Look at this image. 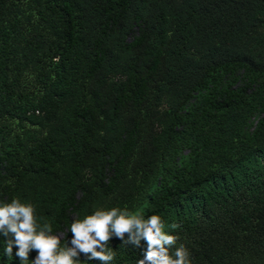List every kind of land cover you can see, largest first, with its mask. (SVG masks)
I'll use <instances>...</instances> for the list:
<instances>
[{
  "label": "trees",
  "instance_id": "1",
  "mask_svg": "<svg viewBox=\"0 0 264 264\" xmlns=\"http://www.w3.org/2000/svg\"><path fill=\"white\" fill-rule=\"evenodd\" d=\"M13 199L62 247L75 220L118 208L160 216L191 264H264V0H0ZM9 239L0 264H23ZM147 247L113 236L111 264Z\"/></svg>",
  "mask_w": 264,
  "mask_h": 264
},
{
  "label": "clouds",
  "instance_id": "2",
  "mask_svg": "<svg viewBox=\"0 0 264 264\" xmlns=\"http://www.w3.org/2000/svg\"><path fill=\"white\" fill-rule=\"evenodd\" d=\"M70 231L71 246L67 243L62 247L60 237L52 234L51 225L38 224L31 204L22 203L19 199L0 204V233L14 236V239L6 241L4 252L12 257L15 244L18 248L16 256L23 264H28L32 250L38 253L33 264H77L81 254L88 261L111 264L115 253L109 250L108 244L113 236L125 245L139 247L141 239L147 242L144 257L137 264H191L190 254L182 245L175 249L174 254H169L177 237L164 231L158 215L145 218L118 208L98 209L82 220H75Z\"/></svg>",
  "mask_w": 264,
  "mask_h": 264
},
{
  "label": "rangeland",
  "instance_id": "3",
  "mask_svg": "<svg viewBox=\"0 0 264 264\" xmlns=\"http://www.w3.org/2000/svg\"><path fill=\"white\" fill-rule=\"evenodd\" d=\"M61 234H59L58 236H60Z\"/></svg>",
  "mask_w": 264,
  "mask_h": 264
}]
</instances>
